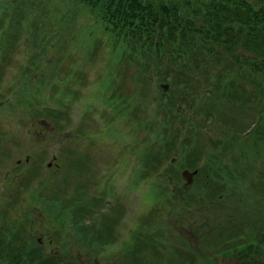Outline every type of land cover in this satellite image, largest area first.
<instances>
[{
	"label": "rangeland",
	"instance_id": "374dc122",
	"mask_svg": "<svg viewBox=\"0 0 264 264\" xmlns=\"http://www.w3.org/2000/svg\"><path fill=\"white\" fill-rule=\"evenodd\" d=\"M27 1L15 0L29 9L6 30L17 38L0 40V227L20 223L37 264H264V248L221 241L264 227V133L244 128L263 114L264 94L254 101L257 88L241 81L248 95L225 96L224 83L211 98L181 61L152 60L149 49L140 62L102 31L81 39V16L69 33L46 20L61 43L45 45L38 29L35 43L54 51L35 52L28 21L15 23L35 19L39 2ZM19 75L30 84L23 94ZM180 125L191 126L184 142ZM184 168L194 169L190 182Z\"/></svg>",
	"mask_w": 264,
	"mask_h": 264
},
{
	"label": "trees",
	"instance_id": "16d2710c",
	"mask_svg": "<svg viewBox=\"0 0 264 264\" xmlns=\"http://www.w3.org/2000/svg\"><path fill=\"white\" fill-rule=\"evenodd\" d=\"M32 1L39 2L34 12L35 19H27L21 13L15 23L19 26L20 19L28 21L25 34L35 52L54 51L52 47L49 49L42 43H35L38 29L45 45H50V41L56 38L57 43H61L56 33L45 32L46 20L54 21L58 29L65 25L66 33H69L70 28L75 26L74 20L81 16V23L88 29L86 34L80 36L81 39L88 42L97 31H102L106 32V40L111 48L116 41L134 54V51H139L140 62L148 57L145 53L149 49H152V60L172 58L175 63L181 61L193 74L194 82L197 83L199 79L203 81L202 91L210 92L211 98L213 90L224 83L225 96L239 97L237 88L248 95L241 81L257 88L253 90L254 101H259L264 94V0H55L56 6L50 0H28L26 4ZM63 6L66 8L63 9ZM14 7L15 0H0V40L3 42L17 38L16 33L6 31L8 23L13 20L11 18H15V14L23 9H29ZM3 23L7 24L6 27ZM31 65L30 57L21 60L18 74H29ZM20 75L18 79L15 78V89L18 94H23L30 89V84L25 80L20 82ZM193 96L190 95V100ZM194 107L196 110L199 108L198 99ZM260 112L264 114V105ZM262 115L252 119L249 126H244L247 135H253L256 129L264 133L263 123L258 122ZM184 118L188 120L192 116L188 112ZM190 127L180 125L175 137L184 142L186 130ZM195 137L193 133L191 140L185 141V145L189 144V150L193 149ZM214 146L220 147L219 144ZM102 190L99 189V192ZM219 193L214 196V202L225 196V193ZM101 200H104V196H100ZM207 200L211 201L209 198ZM101 202L108 203L107 200ZM19 224L6 225V230L0 227V246L3 242L0 259H4L6 264H37L40 260L27 251V237L20 236L16 231ZM229 234L221 240L225 243L224 248L229 247L237 252L264 248V227L251 228L247 236L241 230ZM16 241L22 242L13 244Z\"/></svg>",
	"mask_w": 264,
	"mask_h": 264
},
{
	"label": "water",
	"instance_id": "95a60500",
	"mask_svg": "<svg viewBox=\"0 0 264 264\" xmlns=\"http://www.w3.org/2000/svg\"><path fill=\"white\" fill-rule=\"evenodd\" d=\"M160 86H161L162 89H165L166 83H161ZM193 172H194V169L189 170V169H185L184 168V169L181 170V175H182V177L184 178V180L186 182H190L191 181V176H192V173Z\"/></svg>",
	"mask_w": 264,
	"mask_h": 264
}]
</instances>
